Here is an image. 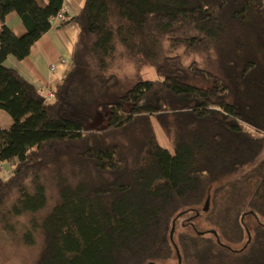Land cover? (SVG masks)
<instances>
[{
  "label": "trees",
  "instance_id": "obj_1",
  "mask_svg": "<svg viewBox=\"0 0 264 264\" xmlns=\"http://www.w3.org/2000/svg\"><path fill=\"white\" fill-rule=\"evenodd\" d=\"M64 3L0 0V109L14 122L0 128L2 229L29 217L37 264H264V0H85L49 101L5 61L27 58ZM119 55L157 78L124 80Z\"/></svg>",
  "mask_w": 264,
  "mask_h": 264
},
{
  "label": "crops",
  "instance_id": "obj_2",
  "mask_svg": "<svg viewBox=\"0 0 264 264\" xmlns=\"http://www.w3.org/2000/svg\"><path fill=\"white\" fill-rule=\"evenodd\" d=\"M84 2L85 0H65L61 14L68 23H55L52 29L33 45L27 58L19 60L9 56L5 66L17 70L43 94L54 91L71 67L79 33L78 25L72 20L82 10ZM6 22L16 36L22 37L26 34L27 30L17 13H10ZM52 66H55L54 70ZM13 123L12 117L0 109V128L9 129ZM5 165L8 163L2 166Z\"/></svg>",
  "mask_w": 264,
  "mask_h": 264
},
{
  "label": "rangeland",
  "instance_id": "obj_3",
  "mask_svg": "<svg viewBox=\"0 0 264 264\" xmlns=\"http://www.w3.org/2000/svg\"><path fill=\"white\" fill-rule=\"evenodd\" d=\"M177 52L179 54L184 55L183 49H180ZM184 61L186 65H190V63L196 61L200 64L201 67L205 66L208 69L213 70V67L209 66L204 61L203 58L193 54L184 55ZM114 68L117 71V73L120 75V77H122L124 80L136 79V78H142L144 80H154L157 78L156 70L154 67H144L142 70H138L135 67V65L131 61H129L124 55L123 56L119 55L116 58ZM98 124H102L101 115L97 116L96 121L92 125V127H95ZM153 125L159 144L165 147L166 149H168L170 152H173L174 146L168 140L162 128L158 124V122L154 120ZM260 158H264V152ZM251 166L252 165L248 166L247 169L250 168ZM1 167H2L0 168L1 175L6 177L11 175L12 170L9 164ZM236 177H238V175H232L220 179L211 186L209 194H212V191L217 185L224 184L229 180L235 179ZM48 195H49L48 205L45 211H43L42 215L47 213L50 210V208L55 204L56 201L57 193L54 190H50ZM28 219L29 217L27 216L17 219L19 223H17V225L15 226L14 233L6 232L0 226V264H37L38 258L42 250V244H43L42 236L40 234H36V241L35 244L32 246H28L23 243L22 236L25 232L24 225L27 224ZM262 221L264 222V220ZM252 223H256V221L254 219L248 221V224H252ZM172 264H176V263L173 262Z\"/></svg>",
  "mask_w": 264,
  "mask_h": 264
},
{
  "label": "built area",
  "instance_id": "obj_4",
  "mask_svg": "<svg viewBox=\"0 0 264 264\" xmlns=\"http://www.w3.org/2000/svg\"><path fill=\"white\" fill-rule=\"evenodd\" d=\"M58 21H65L63 14L60 13L57 17L53 18L52 20L53 25L57 23ZM54 69H55V66H52V70ZM53 97H54L53 90L48 91V93L46 94V99L50 101V100H53Z\"/></svg>",
  "mask_w": 264,
  "mask_h": 264
},
{
  "label": "water",
  "instance_id": "obj_5",
  "mask_svg": "<svg viewBox=\"0 0 264 264\" xmlns=\"http://www.w3.org/2000/svg\"><path fill=\"white\" fill-rule=\"evenodd\" d=\"M214 234H216L214 231H212ZM173 233H174V227H173V229H172V237H173ZM181 258H180V256H179V260H180ZM151 264H154V263H151Z\"/></svg>",
  "mask_w": 264,
  "mask_h": 264
}]
</instances>
